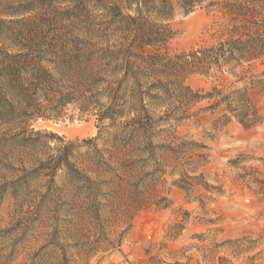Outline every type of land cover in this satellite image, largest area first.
<instances>
[{"label": "trees", "instance_id": "16d2710c", "mask_svg": "<svg viewBox=\"0 0 264 264\" xmlns=\"http://www.w3.org/2000/svg\"><path fill=\"white\" fill-rule=\"evenodd\" d=\"M63 1L66 7L53 0H0V154L11 171L21 170L15 165L27 154L30 170L44 171L54 183L63 172L59 197L69 199L71 208L90 216L113 210L131 217L159 204L154 170L181 154L184 160L173 165L176 183L194 189L204 176L198 171L206 155L173 126L200 103L207 104L199 111L222 109L219 121L236 119L245 128L263 122L249 88L233 89L224 81L225 73L247 77V65L264 58V0ZM199 9L215 17L212 40L173 50L172 21L179 12ZM195 74L222 84L195 90L187 83ZM250 79L264 95V72ZM69 108L95 116L98 135L73 141L32 127L38 118L62 117ZM45 136L60 140L53 153L40 148ZM245 241L246 251L258 244L252 238L235 242Z\"/></svg>", "mask_w": 264, "mask_h": 264}, {"label": "rangeland", "instance_id": "374dc122", "mask_svg": "<svg viewBox=\"0 0 264 264\" xmlns=\"http://www.w3.org/2000/svg\"><path fill=\"white\" fill-rule=\"evenodd\" d=\"M214 20L205 9L179 12L171 23L176 32L171 48L188 51L209 43ZM246 70L242 79L225 73L224 84L248 87L264 116V95L250 79L264 72V58ZM187 83L195 90L222 84L215 76L201 74L189 76ZM206 104L196 105L191 116L173 126L177 136L197 142L206 155L198 171L204 175L200 184L187 191L176 183L180 177L173 165L184 160L182 154L176 156L152 175L159 204L131 217L113 210L97 216L75 210L69 199L59 197L63 172L54 183L44 171L30 170L32 157L27 154L15 165L21 170L11 171L0 154V264H264V120L252 128L236 119L219 121L224 111H199ZM32 124L35 130L73 141L97 136L100 126L95 116L81 117L71 108L62 117H42ZM42 143L43 152L53 153L60 140L45 136ZM102 143L100 139L99 146ZM180 184L190 188L188 182ZM245 238L258 240L257 246L246 251L243 244L249 240L235 242ZM90 253L85 261H61Z\"/></svg>", "mask_w": 264, "mask_h": 264}]
</instances>
